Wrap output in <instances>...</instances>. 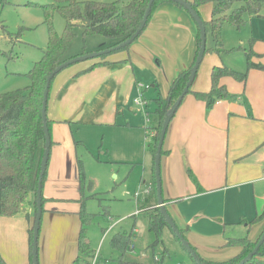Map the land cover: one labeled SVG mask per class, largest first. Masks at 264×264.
<instances>
[{"label": "crops", "instance_id": "obj_1", "mask_svg": "<svg viewBox=\"0 0 264 264\" xmlns=\"http://www.w3.org/2000/svg\"><path fill=\"white\" fill-rule=\"evenodd\" d=\"M156 11L141 43L130 51L111 55L106 59L110 64L80 75L95 62L75 64L53 81L48 118L52 121L50 135L54 143L43 187L46 202L39 264H70L78 256L81 225L76 224L72 231L73 236L78 233L76 240L73 238L74 244L65 245L62 235L67 233L64 218L78 217L80 223L77 159L79 146L88 141L86 133L90 128L122 126L129 141L126 148L133 146L131 132L140 128L133 122L132 115L139 86L133 66L148 68L160 75L153 59L166 51L173 58L165 64L171 83L175 75L193 64L197 38L191 33L194 32L191 21L173 3H163ZM251 18L254 19L252 27L258 29L254 33L255 52L262 55L259 61L264 63V19ZM181 22L190 28L189 40ZM106 43L96 49L101 50ZM65 57L73 58L68 53ZM126 60L129 62L122 63ZM159 63L162 64V60ZM221 83L235 98L207 107L192 94L185 96L167 131L163 147L166 154L161 163L163 198L168 201L166 206L171 217L201 256L215 262L228 261L241 254V247L228 246V238L240 239L249 234L250 240L256 243L264 233V220L249 223L264 212V71L251 70L245 84L229 77L223 78ZM209 90L206 81L193 89L196 92ZM119 115L124 118L123 122L118 121ZM150 124L152 126L151 120ZM77 141L81 143L77 145ZM151 164L150 171L154 168L152 155ZM189 170L199 185L193 182ZM147 183L151 185L152 177ZM175 199L181 200L175 202ZM143 205L140 211L149 208ZM24 208L26 211L16 217L0 216V254L7 264H33L29 229L34 207L26 204ZM55 245H61L56 260L53 259Z\"/></svg>", "mask_w": 264, "mask_h": 264}, {"label": "rangeland", "instance_id": "obj_2", "mask_svg": "<svg viewBox=\"0 0 264 264\" xmlns=\"http://www.w3.org/2000/svg\"><path fill=\"white\" fill-rule=\"evenodd\" d=\"M81 1L113 3L120 0ZM187 1L194 3L195 0ZM51 2L52 0H0L1 92L23 89L31 84L24 74L28 73L33 65L40 60V53L46 50L48 46V31L44 24L45 16L42 6L50 5ZM122 2L126 3L127 0H122ZM241 6V3H237L234 8ZM179 8L183 10L188 21H191L194 27V32L191 33H195L197 38L198 27L195 21L186 9ZM214 8V3H205L197 7L198 14L206 24L207 51L191 86L192 90L205 81L207 87L209 86L211 89V73L215 67L227 66L234 71L246 73L248 71L246 52L251 47L255 51L256 38H254V33L258 32V29L254 25L252 27L254 19L249 16H246V24L240 29L224 22L222 48L215 43L210 24ZM156 13L157 11L152 18ZM260 14V18L264 19V0ZM152 18L151 20H153ZM53 22L56 32L62 35L66 21L59 13H54ZM180 25L185 28L183 32L189 40V26L182 25V22ZM144 33L137 42L131 44L129 49L141 43ZM75 34L76 36L67 50L68 56L73 58L81 56L80 54L83 53L89 54L96 52L95 50L99 51L100 49L96 48L106 41L105 38L98 35L85 37L82 28H77ZM104 49L106 48H102V50ZM153 60L160 75L150 72L148 68H142V70L136 65L133 66L139 81L135 97L143 102L142 105L133 103V122L140 126L131 132L133 133V146L126 148L129 141L127 136L123 134L125 129H122V126L90 128V131L86 133L88 141L79 146L78 155L84 163L87 175L86 194L80 203L82 207V201L86 202L87 210L96 214L88 227V239L96 259H86L79 264H117L120 254L112 248L111 240L117 233L124 231L128 233L134 231L135 235V251L133 254L127 255L130 259L149 262L154 255L158 256L167 249L169 252L165 258L167 264H196L168 229L164 231L163 243L152 247L155 238L149 232L148 219L143 215H136V211L143 205L146 197L148 198L143 206L149 208L158 206L154 189H148L149 184L147 183L153 175L150 171L152 166V164L150 165L151 155L146 149L152 141L145 129H149L151 126L150 123L146 122L148 118L146 111L151 115L157 111L156 99L160 95L168 94L174 80L180 74L175 75L169 83L166 75L168 72L166 67L168 66L165 64L170 63L173 58L166 51L162 53V56L155 57ZM160 60H162V64L159 63ZM83 63L85 62L77 64ZM127 111L129 110L127 109ZM121 116L119 115V122L124 120ZM147 190H149L148 193ZM136 193H139L137 199L134 198ZM106 207L109 208L110 216L106 214ZM67 217L64 218L67 233L62 235L65 245L74 244L73 238L76 240L78 233L73 236L72 231L75 230L76 224L80 225L78 217L76 219L72 216ZM40 242H42V224L39 236V263L42 258ZM60 251L61 245H55L53 259L58 258ZM74 255L77 256V247L76 250L74 249ZM72 263L73 261L70 264Z\"/></svg>", "mask_w": 264, "mask_h": 264}, {"label": "trees", "instance_id": "obj_3", "mask_svg": "<svg viewBox=\"0 0 264 264\" xmlns=\"http://www.w3.org/2000/svg\"><path fill=\"white\" fill-rule=\"evenodd\" d=\"M167 2L173 3L170 0H156L154 2L144 31L148 27L157 8L161 4ZM205 3L215 4L210 24L214 41L218 46H221V48L223 23L228 22L231 26L240 29L246 24V16H249L250 18L261 17L260 13L263 6V0H195L194 3L191 4L195 10H197L199 5ZM237 3H241L242 6L234 8ZM148 4L149 0H127L126 3H123L122 0L113 3L95 1L83 2L81 0H52L50 5L42 6L45 16L44 24L48 31V46L46 50H43L40 53V60L33 65V68L28 73L24 74V76L30 80L31 84L23 89H16L8 92L0 91V216L16 217L19 214H22L26 204H31L34 207L32 227L29 229L31 263L32 239L37 214V189L46 143L42 119V104L46 79L54 69L69 60L66 59L65 55L76 36L75 30L77 28L83 29L85 37L98 35L105 38L107 43L103 48L108 49L115 47L135 33L144 17ZM54 13H59L66 21L65 30L62 35L58 34L55 30L53 22ZM144 31L141 33L140 37ZM139 38L137 40H139ZM200 44L201 39L198 30L197 52L193 64L190 68L181 72L177 76L167 95H160L158 99H156L158 105L157 111L152 115L146 111L147 116L152 121V126H150L149 129H145L147 134L153 139V143L148 144V151L151 153L154 160L166 115L170 111L172 105L180 97L189 81L191 69L196 62ZM130 47L131 45L112 54L90 60L95 62V64L78 75L110 64L106 61L109 56L129 51ZM81 55H85V53ZM246 56L248 66V71L246 73L234 71L227 66L215 67L211 73L210 91L207 93L196 92L193 91L191 87L188 94H192L197 100L205 102L207 107H212L222 100L235 98L229 93L227 86L221 83L223 78L229 77L237 82L245 84L251 70L264 71V63L259 61V59H262V55L256 53L251 47V49L246 52ZM128 62L129 60H126L122 63ZM47 123L51 134L52 121L48 118ZM155 131L156 135H153ZM53 143L54 142L51 141V147L53 146ZM80 143L81 142L78 141L76 142L77 145ZM165 154L166 152L163 149L162 156ZM77 165L82 199L86 194L87 175L84 163L80 158L77 159ZM48 168L49 162L43 176V187L47 180ZM189 174L193 182L199 185L193 172L189 170ZM152 175L151 188L154 189V194H156L157 198L155 167L152 170ZM198 189L199 191L202 190L200 186ZM179 200L181 199H175L174 201L177 202ZM45 202L46 199L42 193L43 214L45 213ZM165 203L168 204V201H165ZM105 210L106 214L110 216L109 208L106 207ZM78 215L81 223L78 236V256L72 264H79L81 261H86V259L90 258L96 259L88 239V227L92 223L96 214L90 213L87 210L86 202L84 203V201H82V207ZM139 215H143L148 219L149 232L152 233L155 238L152 247H156L160 243H163L164 231L168 229L196 264H199V262L201 264H238L255 248L259 241L253 243L249 238V234L240 239L228 238V246H239L242 248V252L238 256L225 262H215L204 259L198 252V249L188 242L192 247L193 252L198 256V260H195L172 231L158 206L143 209V211H140ZM26 216L30 219L28 213H26ZM263 220L264 212L249 223L250 225H253ZM179 230L187 240L185 231L180 228ZM134 237V231L131 233L124 231L117 233L112 238L111 246L120 254L117 264H167L165 262V258L169 253L167 249L158 256L154 255L153 259L149 262H142L128 258L127 255L133 254L135 251ZM263 257L264 243L259 249L257 255L246 264H264ZM0 264H7L1 254Z\"/></svg>", "mask_w": 264, "mask_h": 264}, {"label": "water", "instance_id": "obj_4", "mask_svg": "<svg viewBox=\"0 0 264 264\" xmlns=\"http://www.w3.org/2000/svg\"><path fill=\"white\" fill-rule=\"evenodd\" d=\"M155 1L156 0H149L148 7L145 11L144 17L139 27L137 28L135 33H133L128 39L121 42L115 47L96 51L94 53H89V54H85V55H81V56L69 59L65 61L64 63H62L60 66H58L56 69H54L46 79V86L44 89L43 104H42V119H43V127H44V132H45L46 143H45L44 158H43L42 167H41V174H40L38 189H37V214L35 218L34 233H33V239H32V263L33 264H39V235H40V228H41L40 224H41L42 215H43V209H42L43 207V203H42L43 176L48 166L50 149H51V135H50V130H49V126L47 123V119H48L49 94L51 90L52 81L55 79V77L60 72H62L63 70L67 69L70 66H73L80 62H86V61H90L93 59L103 57L105 55L112 54L118 50L124 49L125 47L133 44L140 37L141 33L144 31ZM170 1L186 9L190 13L191 17L195 21L198 27V30L200 32L201 44H200L196 62L191 69V75H190L189 81L184 91L180 95V97L172 105L170 111L166 115L165 121L162 126V130L160 133V137H159V141H158V145L156 149L155 160H154L155 178H156V193H157L158 207L161 210L162 215L165 217L166 221L168 222L169 226L171 227L172 231L176 234L179 241L182 243L184 248L192 255V257L195 260H198V256L193 252L192 247L190 246L188 241L185 239V237L182 235L176 222L173 220V218L168 212L165 200L163 198L161 163H162V152H163L164 142H165V138H166L170 123L173 117L175 116L178 108L180 107L181 103L183 102V99L188 94L189 89L193 85L198 69L204 59V56L207 50V29H206V26L203 20L198 14L197 10H195V8L192 6L190 2H188L187 0H170ZM25 211L26 209L24 208L23 212ZM263 243H264V233L261 236L258 243L256 244L255 248L246 257H244L238 264H246L247 262H249L254 256L257 255ZM199 264L201 263L199 262Z\"/></svg>", "mask_w": 264, "mask_h": 264}, {"label": "built area", "instance_id": "obj_5", "mask_svg": "<svg viewBox=\"0 0 264 264\" xmlns=\"http://www.w3.org/2000/svg\"><path fill=\"white\" fill-rule=\"evenodd\" d=\"M134 103H135L136 105H140V104L142 105L143 102L141 101V99L136 98V99L134 100ZM146 122H147V123H150V119H149V117L147 118ZM150 186H151V185H150ZM150 186H149V188H151ZM149 188H148V189H149ZM148 192H149V190H147V193H148ZM138 197H139V193H136L134 198L137 199ZM138 213H140V210H139V209H138V211H137V214H138Z\"/></svg>", "mask_w": 264, "mask_h": 264}]
</instances>
